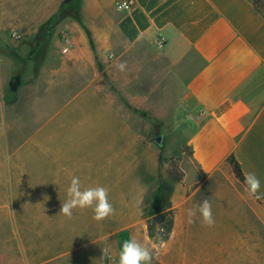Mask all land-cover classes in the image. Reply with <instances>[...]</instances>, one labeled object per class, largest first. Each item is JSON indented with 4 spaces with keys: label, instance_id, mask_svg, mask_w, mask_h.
<instances>
[{
    "label": "rangeland",
    "instance_id": "374dc122",
    "mask_svg": "<svg viewBox=\"0 0 264 264\" xmlns=\"http://www.w3.org/2000/svg\"><path fill=\"white\" fill-rule=\"evenodd\" d=\"M119 1L0 0V264H118L122 243L151 245L157 224L167 246L152 264H263L264 224L257 215L248 221L241 203L211 202L212 227L198 215L189 224L173 208L183 199L176 178L192 164L180 128L185 113L178 98L152 91L163 82L151 81L150 65H135L147 53L118 38L104 47ZM75 41L86 54L77 67L68 61ZM73 176L82 189L106 187L114 215L60 214ZM163 183L173 192L159 205Z\"/></svg>",
    "mask_w": 264,
    "mask_h": 264
},
{
    "label": "crops",
    "instance_id": "0c3cea01",
    "mask_svg": "<svg viewBox=\"0 0 264 264\" xmlns=\"http://www.w3.org/2000/svg\"><path fill=\"white\" fill-rule=\"evenodd\" d=\"M119 13L116 26L104 27V47L115 48L118 38L125 49L147 53L135 65H150L151 81L163 82L152 91L178 98L185 113L180 128L192 164L183 199L173 206L177 214L219 199L237 209L241 203L248 221L257 215L264 224V14L254 0H133L130 11ZM75 44L68 61L77 67L86 54ZM231 156L244 175L260 180L256 196L236 178Z\"/></svg>",
    "mask_w": 264,
    "mask_h": 264
},
{
    "label": "clouds",
    "instance_id": "9594fccd",
    "mask_svg": "<svg viewBox=\"0 0 264 264\" xmlns=\"http://www.w3.org/2000/svg\"><path fill=\"white\" fill-rule=\"evenodd\" d=\"M127 5L122 3L117 6V11H124ZM120 71H124L126 63L118 65ZM245 192L249 196H256L260 190V180L255 173H248L244 177ZM67 199L62 202L60 214L71 219L76 209H91L93 219L102 221L114 215L115 209L109 200V190L104 186L81 188V181L78 176H73L66 190ZM199 213L201 222L212 227L215 220L212 212V205L208 198H204L197 206L186 209L188 223H194ZM165 228L157 224L155 226V241L149 245L136 238L125 240L119 251L118 264H152L154 252L166 248L167 241L164 239ZM109 249H103V255H107Z\"/></svg>",
    "mask_w": 264,
    "mask_h": 264
},
{
    "label": "trees",
    "instance_id": "16d2710c",
    "mask_svg": "<svg viewBox=\"0 0 264 264\" xmlns=\"http://www.w3.org/2000/svg\"><path fill=\"white\" fill-rule=\"evenodd\" d=\"M70 1L71 0H65V3H69ZM254 6L258 11H260L261 13L264 14V0H254ZM21 83H22L21 76H19V75L15 76V78L10 82L11 90L14 92L17 91V89L19 88ZM160 161H161V156H160ZM228 162L231 165L236 178L245 186V184H244L245 175H244L238 161L233 156H231L228 159ZM176 179H177V181H182L181 177H178ZM160 187L161 188L159 189L158 197L155 200V203L156 204L159 203V205H161L162 204L161 202L163 200L165 201V199H167L166 197L171 195L173 192V187L170 186L169 184L163 183ZM164 193H166V197H163Z\"/></svg>",
    "mask_w": 264,
    "mask_h": 264
},
{
    "label": "built area",
    "instance_id": "2783aa9c",
    "mask_svg": "<svg viewBox=\"0 0 264 264\" xmlns=\"http://www.w3.org/2000/svg\"><path fill=\"white\" fill-rule=\"evenodd\" d=\"M126 4L127 5V8L124 10V11H119V12H128L132 9L133 7V0H121L117 3V6L120 5V4ZM117 6H116V9H117ZM64 42H65V45L63 47V52L64 53H68L70 51V48H71V40L68 38V37H64Z\"/></svg>",
    "mask_w": 264,
    "mask_h": 264
},
{
    "label": "water",
    "instance_id": "95a60500",
    "mask_svg": "<svg viewBox=\"0 0 264 264\" xmlns=\"http://www.w3.org/2000/svg\"><path fill=\"white\" fill-rule=\"evenodd\" d=\"M155 141H156L157 143L161 144V143H162V137L159 136V137L155 138Z\"/></svg>",
    "mask_w": 264,
    "mask_h": 264
}]
</instances>
